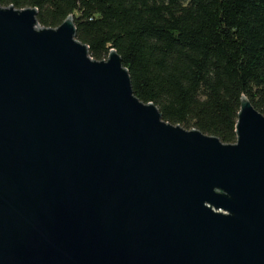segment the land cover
I'll list each match as a JSON object with an SVG mask.
<instances>
[{
	"label": "water",
	"instance_id": "1",
	"mask_svg": "<svg viewBox=\"0 0 264 264\" xmlns=\"http://www.w3.org/2000/svg\"><path fill=\"white\" fill-rule=\"evenodd\" d=\"M37 14L0 6V264H264V115L172 125Z\"/></svg>",
	"mask_w": 264,
	"mask_h": 264
},
{
	"label": "trees",
	"instance_id": "2",
	"mask_svg": "<svg viewBox=\"0 0 264 264\" xmlns=\"http://www.w3.org/2000/svg\"><path fill=\"white\" fill-rule=\"evenodd\" d=\"M38 11L41 28L69 17L90 57L116 51L134 94L186 130L237 143L242 98L264 115V0H0Z\"/></svg>",
	"mask_w": 264,
	"mask_h": 264
}]
</instances>
